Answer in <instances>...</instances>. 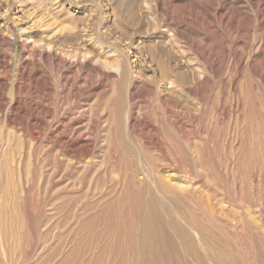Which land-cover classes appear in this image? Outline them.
Instances as JSON below:
<instances>
[{"label": "rangeland", "instance_id": "374dc122", "mask_svg": "<svg viewBox=\"0 0 264 264\" xmlns=\"http://www.w3.org/2000/svg\"><path fill=\"white\" fill-rule=\"evenodd\" d=\"M0 264H264V0H0Z\"/></svg>", "mask_w": 264, "mask_h": 264}, {"label": "bare ground", "instance_id": "6f19581e", "mask_svg": "<svg viewBox=\"0 0 264 264\" xmlns=\"http://www.w3.org/2000/svg\"><path fill=\"white\" fill-rule=\"evenodd\" d=\"M119 116H120V115H119ZM69 137H70V136H69ZM77 148H78V147H77ZM1 162H2V161H1ZM163 187H164V186H163ZM163 187H161V189H162ZM167 188H168V186L164 187V191H165V190H168ZM168 191L170 192L171 190H168ZM171 192H172V193H170V194H173V191H171ZM151 248H152V247H151Z\"/></svg>", "mask_w": 264, "mask_h": 264}]
</instances>
